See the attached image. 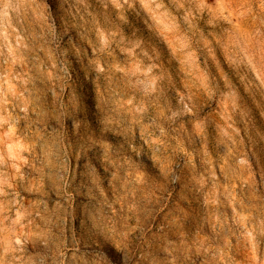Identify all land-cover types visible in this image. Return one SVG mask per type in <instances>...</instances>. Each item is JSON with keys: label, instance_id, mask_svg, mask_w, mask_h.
Here are the masks:
<instances>
[{"label": "clouds", "instance_id": "1", "mask_svg": "<svg viewBox=\"0 0 264 264\" xmlns=\"http://www.w3.org/2000/svg\"><path fill=\"white\" fill-rule=\"evenodd\" d=\"M0 264H264V0H0Z\"/></svg>", "mask_w": 264, "mask_h": 264}]
</instances>
